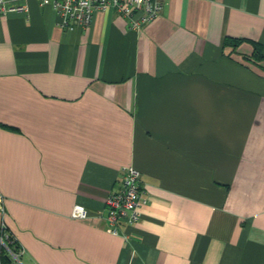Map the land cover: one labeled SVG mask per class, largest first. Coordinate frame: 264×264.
Wrapping results in <instances>:
<instances>
[{
	"label": "crops",
	"instance_id": "0c3cea01",
	"mask_svg": "<svg viewBox=\"0 0 264 264\" xmlns=\"http://www.w3.org/2000/svg\"><path fill=\"white\" fill-rule=\"evenodd\" d=\"M9 1L28 15L0 17V227L22 262L264 264V60L243 58L264 53V0H163L139 30ZM123 166L143 202L114 234Z\"/></svg>",
	"mask_w": 264,
	"mask_h": 264
},
{
	"label": "built area",
	"instance_id": "2783aa9c",
	"mask_svg": "<svg viewBox=\"0 0 264 264\" xmlns=\"http://www.w3.org/2000/svg\"><path fill=\"white\" fill-rule=\"evenodd\" d=\"M39 3L50 4L59 16V24L69 27L77 24L88 27L93 21L96 11L109 8L117 9L127 18L129 28L139 30L156 19L163 11V0H39ZM9 12L28 15V6L9 0H0V17ZM119 186L109 192L106 200L105 219L111 233L118 234L123 224H134L140 218L139 206L143 202L140 189V172L133 166H123L120 169ZM88 216L87 209L81 204H75L71 217L83 219ZM11 233L4 223L0 227V240L10 258L9 264H24L23 247L13 250L9 246ZM2 264V263H1Z\"/></svg>",
	"mask_w": 264,
	"mask_h": 264
},
{
	"label": "trees",
	"instance_id": "16d2710c",
	"mask_svg": "<svg viewBox=\"0 0 264 264\" xmlns=\"http://www.w3.org/2000/svg\"><path fill=\"white\" fill-rule=\"evenodd\" d=\"M244 41L243 39H238V38H233L230 36H226L224 39L225 45H230L233 49V51L237 48V46ZM251 44L253 46V51L250 55H244L243 58L246 61H253L254 63L258 64V62L264 60V53L262 52V47L257 41H251ZM11 241L9 242V246L13 250H17V248L20 247V244L18 241L12 236H10ZM3 250V259H2V264H9L10 263V258L7 255L5 249L2 247ZM5 251V252H4Z\"/></svg>",
	"mask_w": 264,
	"mask_h": 264
}]
</instances>
